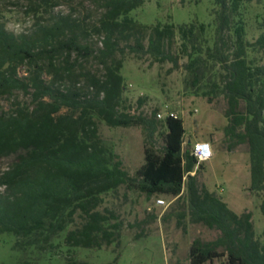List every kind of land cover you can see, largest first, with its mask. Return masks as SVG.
<instances>
[{
    "label": "trees",
    "instance_id": "16d2710c",
    "mask_svg": "<svg viewBox=\"0 0 264 264\" xmlns=\"http://www.w3.org/2000/svg\"><path fill=\"white\" fill-rule=\"evenodd\" d=\"M20 1L0 0V13L7 3ZM26 1L25 14L36 17L32 28L16 33L0 17V98L22 90L33 99V106L16 100L11 109L0 107V158L15 155L0 172V234H15L24 246L55 247L54 239L66 231L64 242L69 247L102 248L119 243L123 227L121 221H111L118 219L114 213L101 208L106 192L135 185L146 198L168 195L180 200L186 189L187 208L178 213V223L188 213L192 223L219 231L213 240L192 242L190 264L220 258L223 264H264V244L255 238L251 211L235 213L198 183L197 170L191 174L197 159L183 148L181 117L166 116L162 153L146 150L139 179L131 177L119 155L102 143L100 120L109 126L140 123L148 137H154L156 112L148 117L120 109L124 81L117 54L128 50L177 64L170 49L175 26L157 23L145 44L143 30L129 16L144 0H96L102 12L90 29L101 37L102 46L95 51L82 20L54 14L47 8L51 0ZM252 1L214 0L219 6L216 40L206 55L223 69L221 83L213 82L210 92L223 94L226 100L228 147L247 144L250 189L264 191V62L252 64L248 58L249 46L264 48V34L248 43L245 22L239 16L242 5ZM231 29L234 49L226 51ZM178 30L183 45L187 48L190 43L187 68L197 84L207 63L199 35L193 24H181ZM74 53L77 56L72 57ZM79 55L94 56L103 66V75L84 67ZM23 64L28 73L20 76L18 69ZM78 82L83 85L77 86ZM84 88L92 93L84 94ZM210 92L203 94L212 101ZM63 107L70 111L61 112ZM64 264L106 263L70 258Z\"/></svg>",
    "mask_w": 264,
    "mask_h": 264
},
{
    "label": "rangeland",
    "instance_id": "374dc122",
    "mask_svg": "<svg viewBox=\"0 0 264 264\" xmlns=\"http://www.w3.org/2000/svg\"><path fill=\"white\" fill-rule=\"evenodd\" d=\"M26 0L7 3L0 13L1 21L7 29L20 32L32 28L36 17L25 14ZM48 10L54 14H71L82 20L88 29L87 41L96 51L102 46L101 37L94 34L90 27L97 22L102 9L96 0H51ZM219 6L214 0H144L129 16L137 27L144 32V42L157 23L173 24L175 35L171 52L178 63L158 62L149 54L134 53L126 50L118 53L122 66L124 91L121 110L136 115L150 117L156 112L157 130L149 138L147 128L140 123L127 127L109 126L99 121L102 143L114 154H118L124 168L133 178L139 179L146 163V150L155 155L161 154L165 144L167 128L165 118L174 113L183 119L184 150L192 149L197 140L211 143L213 155L202 164H196L198 183L206 185L210 192L220 197L237 214L251 211L255 238L264 244V191L250 189V155L247 144L228 147L224 134L227 118L224 115L226 100L223 94L210 92L212 83H221L223 72L221 64L207 57L208 47L216 40L217 13ZM48 16V14H46ZM245 22V38L248 43H255L264 34V0L244 3L239 15ZM238 16V17H239ZM237 18V17H236ZM235 18V19H236ZM181 24H193L199 35L201 54L205 57L204 77L194 84L187 68L188 52L183 45V38L178 30ZM203 28L201 29V27ZM226 38L229 51L234 49V32L229 30ZM77 56L76 53L72 57ZM84 67L102 76L103 66L94 56H78ZM248 58L252 64L264 62V48L248 47ZM28 66L19 67V75H26ZM49 78L48 74H44ZM83 85L78 82L77 86ZM209 91L212 101L203 92ZM84 94H91L92 89L84 88ZM18 100L24 105L33 106L30 93L17 90L13 95L0 98V107L8 110ZM63 107L61 112H69ZM161 114V116H158ZM15 155L0 158V172L13 162ZM2 189V188H1ZM187 192L183 191L180 200L168 195H154L146 198L135 185L131 189L120 187L117 191L104 194L101 208H106L117 216L123 227L119 243L104 245L102 248L69 247L64 242L66 231L54 239L55 247L36 245L24 246L23 239L12 233L0 234V264H64L70 258L106 264H190L189 250L192 242L199 238L204 241L215 239L219 231L199 223H192L187 213L182 224L178 223V213L187 208ZM165 200L158 205L157 199ZM223 259H214L205 264H223Z\"/></svg>",
    "mask_w": 264,
    "mask_h": 264
},
{
    "label": "built area",
    "instance_id": "2783aa9c",
    "mask_svg": "<svg viewBox=\"0 0 264 264\" xmlns=\"http://www.w3.org/2000/svg\"><path fill=\"white\" fill-rule=\"evenodd\" d=\"M170 115H175L174 113H170ZM158 116H161V114H158ZM184 142H183V148H184ZM191 153L194 155V157L197 159V164L203 163L210 159L213 155V150L211 143L207 140H197L193 143ZM194 171L191 172L193 174ZM158 205H164L165 200L162 198L157 199Z\"/></svg>",
    "mask_w": 264,
    "mask_h": 264
}]
</instances>
